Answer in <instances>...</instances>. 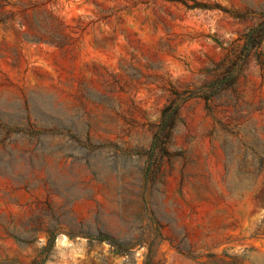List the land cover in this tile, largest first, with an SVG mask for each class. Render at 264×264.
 I'll return each instance as SVG.
<instances>
[{
  "label": "rangeland",
  "instance_id": "obj_1",
  "mask_svg": "<svg viewBox=\"0 0 264 264\" xmlns=\"http://www.w3.org/2000/svg\"><path fill=\"white\" fill-rule=\"evenodd\" d=\"M0 264H264V0H0Z\"/></svg>",
  "mask_w": 264,
  "mask_h": 264
},
{
  "label": "trees",
  "instance_id": "obj_2",
  "mask_svg": "<svg viewBox=\"0 0 264 264\" xmlns=\"http://www.w3.org/2000/svg\"><path fill=\"white\" fill-rule=\"evenodd\" d=\"M163 117H165V113L163 114ZM99 238H102L103 236H98ZM111 241V240H110Z\"/></svg>",
  "mask_w": 264,
  "mask_h": 264
}]
</instances>
